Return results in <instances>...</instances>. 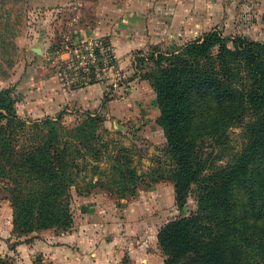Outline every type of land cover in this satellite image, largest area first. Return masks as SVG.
<instances>
[{"label":"trees","instance_id":"1","mask_svg":"<svg viewBox=\"0 0 264 264\" xmlns=\"http://www.w3.org/2000/svg\"><path fill=\"white\" fill-rule=\"evenodd\" d=\"M149 58L153 66L140 77L157 94L178 207L198 188V211L159 231L164 264H264V43L210 31ZM247 112L242 148L224 164L211 160ZM100 121L91 113L74 125L62 115L26 118L13 90L0 89V183L9 191L17 236L69 229L71 189L80 179L136 193L141 175L129 150L112 149L111 163L101 166L108 143ZM0 264L14 262L0 254Z\"/></svg>","mask_w":264,"mask_h":264},{"label":"rangeland","instance_id":"2","mask_svg":"<svg viewBox=\"0 0 264 264\" xmlns=\"http://www.w3.org/2000/svg\"><path fill=\"white\" fill-rule=\"evenodd\" d=\"M99 1L0 0V89L13 90L17 112L26 118L40 120L47 116L57 118L62 115L66 123L74 125L82 121L87 113L99 117L101 121L98 130L104 139L102 140L108 143L101 162L103 167L111 163L106 158L112 149L129 150L133 164L141 175L136 193L122 195L116 188L112 192L100 185L89 187L90 177L80 179L78 185L71 189L73 210L81 196L91 193L104 192L121 202L123 199L131 200L140 191L142 201L154 205V216L165 224L180 216H190L199 209L198 188L193 186L187 205L179 208L174 183L171 181V160L165 149L168 144L167 137L164 129L157 123L160 112L157 115L152 111L155 105L152 101L155 99L157 102V94L149 80L141 82L140 74L153 66L149 55L155 51L181 49L188 42L210 31H220L231 39L242 36L264 43V0H197V3H201L199 7L204 10L202 23L195 20L198 13L196 0H187L188 3L186 0H177L179 2L167 10L169 15L165 17L170 21L165 23L166 27L169 24L170 26L162 29L157 25L152 36L156 32L158 35L152 37V42L118 51L112 36L103 37L111 47L113 57L99 62L102 68L100 76L96 74L90 56L84 57L83 54H87V51H76L81 58L74 57V62L70 61L72 56L67 51L62 54L61 59L56 58L53 51L55 46L63 42V34L72 33L71 22L74 16L78 17V24H85L87 20L95 22ZM185 19L188 23L182 22ZM228 44L232 45V41ZM39 45L42 46V53L34 50ZM35 62L41 64L42 70L55 74L67 90H79L93 84L103 85L102 103L96 108L68 104L58 114L38 116L39 112L31 108L25 92L20 88L26 71ZM118 110L122 116L115 115ZM251 120L252 117L247 112L244 118L232 124L227 129L226 143L214 149L211 160L224 164L231 159V155L242 148L246 124ZM95 176L100 174L93 178ZM8 196L9 191L0 183V216L5 221L9 215L13 216V207ZM73 213L75 222L76 211ZM67 230L59 229L61 232ZM160 249L162 250L161 246ZM4 253L0 248V254L10 258ZM12 261L17 264L15 260ZM128 264L133 263L128 261Z\"/></svg>","mask_w":264,"mask_h":264},{"label":"crops","instance_id":"3","mask_svg":"<svg viewBox=\"0 0 264 264\" xmlns=\"http://www.w3.org/2000/svg\"><path fill=\"white\" fill-rule=\"evenodd\" d=\"M177 2L100 0L95 22L87 20L85 24H78V17L74 16L72 34L79 41L112 36L118 51H124L126 47L130 50L136 45L152 42V37L158 35L156 32L152 36L157 25L162 29L170 26L165 24L170 23L165 19L169 15L167 10ZM200 4L196 0L198 13L195 20L198 23H202L204 15ZM182 22L188 23L186 19ZM30 68L20 88L31 108L39 112L38 116L58 114L68 104L96 108L103 101L101 84L67 90L55 74L42 70L40 63L35 62ZM145 81L148 80H141L142 83ZM152 102L155 103L153 114L158 115L160 111L155 99ZM115 115L123 114L118 110ZM121 202L104 192L81 196L73 210L76 211L74 225L64 232L51 228L17 236L13 231L12 214L6 221L0 216V248L17 264H125V261L164 264L165 255L160 249L158 235L165 222L154 216V205L142 201L140 191L131 200Z\"/></svg>","mask_w":264,"mask_h":264},{"label":"built area","instance_id":"4","mask_svg":"<svg viewBox=\"0 0 264 264\" xmlns=\"http://www.w3.org/2000/svg\"><path fill=\"white\" fill-rule=\"evenodd\" d=\"M62 41L63 42L61 44L55 46L53 49L56 58L61 59L62 54L67 51L72 56L70 61L74 62V57L79 56V53L76 51H87V54L83 55L84 57L90 56V60L92 61V65L95 68V72L99 76L100 70L102 69L99 62L113 57V54L111 53V47L107 45L106 41L102 38L79 41L73 37L72 33H65L63 34ZM79 58L81 57L79 56ZM67 61L69 62V59ZM80 61L82 62L83 60ZM62 71L64 73V69Z\"/></svg>","mask_w":264,"mask_h":264},{"label":"water","instance_id":"5","mask_svg":"<svg viewBox=\"0 0 264 264\" xmlns=\"http://www.w3.org/2000/svg\"><path fill=\"white\" fill-rule=\"evenodd\" d=\"M34 50L38 53H42V46L39 45L38 47H34Z\"/></svg>","mask_w":264,"mask_h":264}]
</instances>
